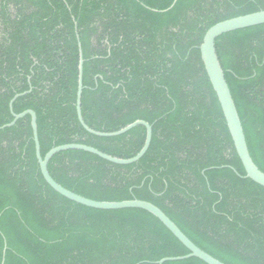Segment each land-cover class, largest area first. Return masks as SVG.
<instances>
[{"label": "trees", "instance_id": "1", "mask_svg": "<svg viewBox=\"0 0 264 264\" xmlns=\"http://www.w3.org/2000/svg\"><path fill=\"white\" fill-rule=\"evenodd\" d=\"M264 11V0H0V127L36 114L40 155L84 145L131 159L145 129L88 134L76 114L112 133L144 121L147 153L118 166L81 151L55 155L51 178L96 202L160 209L222 264H264V189L245 179L199 48L214 25ZM216 52L255 166L264 174V25L219 37ZM189 252L152 215L89 209L43 180L30 118L0 131V264H157ZM164 264H205L198 259Z\"/></svg>", "mask_w": 264, "mask_h": 264}, {"label": "water", "instance_id": "2", "mask_svg": "<svg viewBox=\"0 0 264 264\" xmlns=\"http://www.w3.org/2000/svg\"><path fill=\"white\" fill-rule=\"evenodd\" d=\"M262 25H264V11L218 23L213 27H211L205 33L199 51L205 72L212 86V89L217 97L222 114L224 116L226 126L229 131L231 140L233 142L235 152L245 172V179L252 181L256 185L264 189V174L255 166L249 155L243 128L234 101L230 94V90L226 83L224 72L220 65L216 52V46H215L217 39L223 35L240 30H245L248 28L262 26ZM78 48H79L78 79H77V93H76L75 106H76L77 120L79 124L88 134L99 138H116L125 135L126 133H128L129 131H131L136 127H143L145 129V140L141 150L137 153V155H135L131 159L124 160V159L108 156L88 146L72 144V145H63L53 148L43 158H41L40 145H39L38 133H37L36 114L30 110L25 111L19 115L13 113L14 102L18 98L28 94L30 91L20 95H16L10 101L9 111L11 113L13 120L11 123L0 127V131L13 127L17 123V121L22 120L25 117L30 118L32 139L35 148V157L37 160V164L39 166L41 176L44 182L55 193L67 199L68 201L89 209L100 210V211H119L126 209H137V210L145 211L150 215H152L153 217H155L174 236V238L177 239L178 242L189 252L187 256L177 257V258H166L159 261L157 264H164L165 262L183 261V260H188L190 258L198 259L205 264H222L218 260L214 259L213 257L209 256L208 254L200 250L198 247H196L177 228V226L168 217H166L165 214L160 209H158L154 205L148 202L138 201V200L123 201V202L91 201L64 189L51 178L48 172V164L51 161V159L59 153H63L67 151H81L97 156L98 158L114 165L130 166L138 163L144 157V155L147 153L149 149L152 139V127L144 121H135L134 123L127 125L126 127L120 129L119 131L112 133H100L93 131L84 123V120L81 115V97L84 89L82 83L84 60H83L80 44H78Z\"/></svg>", "mask_w": 264, "mask_h": 264}]
</instances>
